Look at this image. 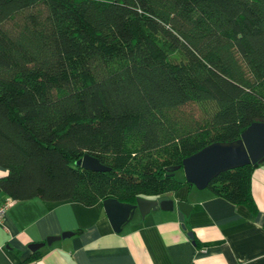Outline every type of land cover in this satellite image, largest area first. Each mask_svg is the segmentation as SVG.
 <instances>
[{
  "label": "trees",
  "instance_id": "obj_1",
  "mask_svg": "<svg viewBox=\"0 0 264 264\" xmlns=\"http://www.w3.org/2000/svg\"><path fill=\"white\" fill-rule=\"evenodd\" d=\"M255 122L264 0H0V189L12 200L177 192L193 186L177 177L185 158ZM85 154L110 170L82 168ZM254 168L207 189L257 213Z\"/></svg>",
  "mask_w": 264,
  "mask_h": 264
},
{
  "label": "crops",
  "instance_id": "obj_2",
  "mask_svg": "<svg viewBox=\"0 0 264 264\" xmlns=\"http://www.w3.org/2000/svg\"><path fill=\"white\" fill-rule=\"evenodd\" d=\"M6 174L0 166V177ZM251 183L257 213L213 197L207 188L185 185L142 196L156 207L136 208L121 231L111 226L103 202L88 207L70 199H14L0 223V264H264L263 162ZM9 199L0 189V204ZM65 232L72 234L45 242ZM33 243L45 245L32 250Z\"/></svg>",
  "mask_w": 264,
  "mask_h": 264
},
{
  "label": "water",
  "instance_id": "obj_3",
  "mask_svg": "<svg viewBox=\"0 0 264 264\" xmlns=\"http://www.w3.org/2000/svg\"><path fill=\"white\" fill-rule=\"evenodd\" d=\"M238 141L215 142L207 145L201 151L185 158L183 161V172L189 184L198 189H205L208 183L215 179L222 171L239 168L246 164H254L257 167L264 163V122H255L245 131ZM100 161L89 154H85L77 164L86 170L109 171L110 167L99 163ZM180 167L170 168L176 171ZM136 204H126L120 201L106 199L103 200L105 213L108 215L111 226L115 231H121L122 225L127 223L133 216L134 210L138 208L141 212H147L156 207V202L137 198ZM182 205V204H181ZM72 232H65L61 236L48 237L45 242L53 244L54 240L66 239ZM186 236L193 239V232H187ZM45 243H33L30 245L32 250L41 248Z\"/></svg>",
  "mask_w": 264,
  "mask_h": 264
},
{
  "label": "built area",
  "instance_id": "obj_4",
  "mask_svg": "<svg viewBox=\"0 0 264 264\" xmlns=\"http://www.w3.org/2000/svg\"><path fill=\"white\" fill-rule=\"evenodd\" d=\"M12 203H13L12 199H9L0 204V223H2V218L4 217V215H6Z\"/></svg>",
  "mask_w": 264,
  "mask_h": 264
},
{
  "label": "rangeland",
  "instance_id": "obj_5",
  "mask_svg": "<svg viewBox=\"0 0 264 264\" xmlns=\"http://www.w3.org/2000/svg\"><path fill=\"white\" fill-rule=\"evenodd\" d=\"M183 171H184V170L181 169L180 171L177 172V177H178V178H180V179H181V178H182V179L185 178V173H184Z\"/></svg>",
  "mask_w": 264,
  "mask_h": 264
}]
</instances>
